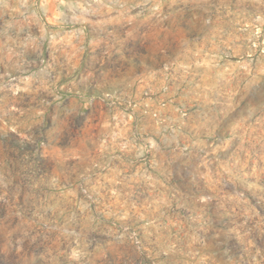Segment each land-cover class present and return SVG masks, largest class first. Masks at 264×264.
Returning <instances> with one entry per match:
<instances>
[{"label":"rangeland","instance_id":"1","mask_svg":"<svg viewBox=\"0 0 264 264\" xmlns=\"http://www.w3.org/2000/svg\"><path fill=\"white\" fill-rule=\"evenodd\" d=\"M0 264H264V0H0Z\"/></svg>","mask_w":264,"mask_h":264}]
</instances>
